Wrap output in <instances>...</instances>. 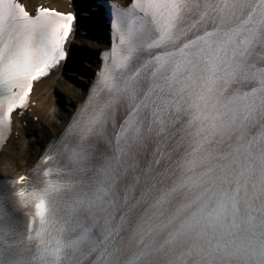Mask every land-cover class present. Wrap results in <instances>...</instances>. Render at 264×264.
<instances>
[{
  "label": "snow or ice",
  "instance_id": "obj_1",
  "mask_svg": "<svg viewBox=\"0 0 264 264\" xmlns=\"http://www.w3.org/2000/svg\"><path fill=\"white\" fill-rule=\"evenodd\" d=\"M72 8L0 0V142L34 82L87 80L43 185L0 190V264H264V0Z\"/></svg>",
  "mask_w": 264,
  "mask_h": 264
},
{
  "label": "bare ground",
  "instance_id": "obj_2",
  "mask_svg": "<svg viewBox=\"0 0 264 264\" xmlns=\"http://www.w3.org/2000/svg\"><path fill=\"white\" fill-rule=\"evenodd\" d=\"M116 1L121 2V0ZM24 2L31 8L33 5L49 3L62 10H69L73 3L70 0H24ZM86 84V79H81L71 71L67 76L59 74L52 76L48 81L47 79L37 81L32 95V102H36V106L31 105L32 118L31 114L27 113L23 119L17 120L13 136L0 154V176H12L17 173L16 161L24 159L27 155L26 146L24 147L28 141L27 132L36 136L35 143L39 145L42 152L44 145L63 130L66 112L74 111L72 104L83 100ZM58 93L64 98L63 107ZM34 116L39 117L38 123L32 121ZM23 121L28 122V130L22 126ZM29 144L32 145V142ZM19 146H22L20 151ZM30 166L31 164H26V168Z\"/></svg>",
  "mask_w": 264,
  "mask_h": 264
},
{
  "label": "rangeland",
  "instance_id": "obj_3",
  "mask_svg": "<svg viewBox=\"0 0 264 264\" xmlns=\"http://www.w3.org/2000/svg\"><path fill=\"white\" fill-rule=\"evenodd\" d=\"M34 138H36L34 136ZM28 140L26 142V144L24 145V147L26 146V157L24 159H20V160H17L16 161V168L19 169H23L25 168L26 164H30L32 163L36 158L37 156L39 155V151H40V148L37 144L33 143V145H30L29 142H32L30 140H33V138L31 136L28 137ZM33 142H35V140H33ZM20 148H22V146H19L18 147V150L20 151Z\"/></svg>",
  "mask_w": 264,
  "mask_h": 264
}]
</instances>
